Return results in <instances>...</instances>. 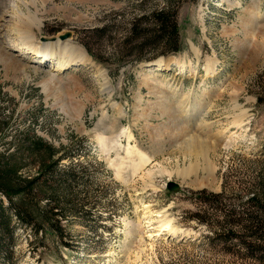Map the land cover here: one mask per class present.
<instances>
[{"label": "rangeland", "instance_id": "374dc122", "mask_svg": "<svg viewBox=\"0 0 264 264\" xmlns=\"http://www.w3.org/2000/svg\"><path fill=\"white\" fill-rule=\"evenodd\" d=\"M164 6L0 0V163L19 167L20 188L42 183L43 160L26 152L36 136L45 155L77 166L69 205L37 186L14 199L43 217L13 219L0 264H256L213 239L223 205L264 198V0L184 2L177 54L114 65L129 20ZM195 138L208 149L198 156Z\"/></svg>", "mask_w": 264, "mask_h": 264}, {"label": "trees", "instance_id": "16d2710c", "mask_svg": "<svg viewBox=\"0 0 264 264\" xmlns=\"http://www.w3.org/2000/svg\"><path fill=\"white\" fill-rule=\"evenodd\" d=\"M191 1L197 0H164L165 6L163 8L156 9L142 17L131 18L128 23L123 50L117 51L112 63L114 65L126 63L132 66L156 59L162 55L177 54L181 45L177 20L178 11L182 3ZM258 94V102L264 104V93ZM26 142L29 145L26 152L43 160L41 165L43 168L39 175L44 176V178L42 183H40L42 180L39 177L27 182L24 187L20 188V184L16 182L19 181L17 177L19 167L14 164L4 163L5 165H2L0 163V195L9 202V206L6 207L0 197V248L4 241H13L17 229L15 221L30 227L31 218H41L40 213L28 212L17 204L18 201L24 204L22 201L32 195L34 186L49 192L50 196H46L47 199L50 200L53 197L56 200H61L62 203H66V205L70 204V198L73 195L71 187L73 180H75L74 173L77 166H61L62 160L68 158L67 152L63 153L59 159L53 160V152L45 155L43 150L46 145L36 136L28 137ZM48 149L51 150L49 147ZM1 166L6 169H1ZM38 189L37 191H39ZM16 198L19 199L16 200L15 204L14 199ZM53 211V208H50V212L46 215L54 213ZM220 213L223 220L217 221L216 226L219 227L221 233L219 231L216 233L213 242L216 241L223 251L239 256L242 260L247 259L256 264H264V198L259 192L252 196L245 211H228L227 205H223L220 208ZM51 227L60 233L55 222L51 224Z\"/></svg>", "mask_w": 264, "mask_h": 264}, {"label": "bare ground", "instance_id": "6f19581e", "mask_svg": "<svg viewBox=\"0 0 264 264\" xmlns=\"http://www.w3.org/2000/svg\"><path fill=\"white\" fill-rule=\"evenodd\" d=\"M39 28V27H38ZM26 31V33H27V30H25ZM25 34V32H21V35H22V37H21V39L23 40V41H25L26 39V36H28V35H24ZM65 41V40H64ZM66 45H68V44H66ZM63 50H64V48H63ZM65 52V51H64ZM1 55V54H0ZM4 55V54H3ZM6 56V55H5ZM4 56V57H5ZM70 56H72V57H78V53L76 52V54H74V53H71L70 54ZM3 57V58H4ZM7 57V56H6ZM4 60V62H6V63H11V62H14V61H12V59H11V57L9 58V59H3ZM163 61V60H162ZM154 63H157V62H154ZM154 63H151V64H154ZM151 64H147V65H151ZM147 66H145V68H146ZM192 141V142H191ZM225 145H227L226 143H224V147H225ZM190 147L194 150V152L196 153V155L198 156V155H201V153H203V151L205 150V149H207V147H206V144L204 143V141L203 142H200V141H198V139L197 138H195V139H193V140H190ZM209 148V147H208ZM215 148H218V147H215ZM208 150V149H207ZM190 155H192V154H190ZM189 155V156H190ZM142 156V155H141ZM144 157V156H143ZM150 160V159H149ZM148 159H145V158H143V160H141V162L140 163H143V164H146V163H148V161H149ZM208 166L210 165V164H207ZM142 166V165H141ZM196 168H197V166L196 167H193V166H189L188 168H186V169H184V170H181V172L179 173L180 175H182V176H184V177H188V176H190L195 170H196ZM168 228V226H166V229Z\"/></svg>", "mask_w": 264, "mask_h": 264}, {"label": "water", "instance_id": "95a60500", "mask_svg": "<svg viewBox=\"0 0 264 264\" xmlns=\"http://www.w3.org/2000/svg\"><path fill=\"white\" fill-rule=\"evenodd\" d=\"M69 37H70V33H67L65 35H60L57 38H59L60 40L64 41V40L69 39ZM41 39H42V41H48L44 37H42ZM55 40H57L56 37L52 41H55ZM33 63L36 64V62H33ZM147 64H151V63H147ZM147 64H142V65H140V67L142 68L143 66H147ZM166 187L172 192H178L181 189V187H180V185L178 183L173 182L171 180L168 181V183L166 184Z\"/></svg>", "mask_w": 264, "mask_h": 264}]
</instances>
